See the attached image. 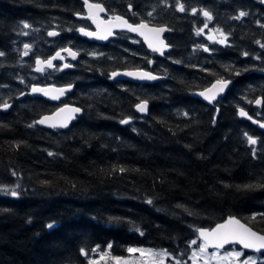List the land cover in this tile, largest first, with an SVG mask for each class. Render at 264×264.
Instances as JSON below:
<instances>
[{"label": "trees", "instance_id": "1", "mask_svg": "<svg viewBox=\"0 0 264 264\" xmlns=\"http://www.w3.org/2000/svg\"><path fill=\"white\" fill-rule=\"evenodd\" d=\"M91 1L108 13L123 14L130 4L143 10L148 23L171 29L164 57L145 53L144 68L166 79L111 80L113 69L138 64L125 63L122 50L78 35V28L90 27L76 17L84 13L80 0H0V103L11 105L0 110V185H19L20 192L0 193V264H87L92 248L105 251L109 243L111 256L127 257L128 247H144L167 249L184 260L195 229L229 216L264 234V218L250 219L264 214V188H237L264 184V131L239 116L242 108L264 122V76L254 72L264 70L260 1ZM200 9L211 12L210 24L228 35L226 44H213L209 52L194 49L206 44L193 32L203 20ZM240 11L247 15L236 21ZM49 30L59 34L49 37ZM25 44L31 45L26 56ZM66 46L80 58L73 70L46 69V84H73L64 102L83 113L68 129L42 128L36 119L59 104L25 92L45 84L44 73L34 71L36 59ZM217 79L231 81L224 97L207 105L193 95ZM258 97L262 104L255 106ZM141 100H148L147 115L135 111ZM128 117V124L120 123ZM244 133L257 143L249 145Z\"/></svg>", "mask_w": 264, "mask_h": 264}, {"label": "snow or ice", "instance_id": "2", "mask_svg": "<svg viewBox=\"0 0 264 264\" xmlns=\"http://www.w3.org/2000/svg\"><path fill=\"white\" fill-rule=\"evenodd\" d=\"M84 4L88 9L87 18L91 19L92 22L96 24L97 30L88 31L85 28H80L78 29V31L81 34L89 37H95L101 40H107L110 36L114 35L113 29H127L128 31L137 32L141 36H143L144 39L148 42V47L151 48L154 52H159L161 55H163L164 49L168 47V45H166L165 42L160 38L161 33L167 30L166 27H150L149 23L145 21H141L139 24L133 25L120 15H112L109 17V19L103 20L100 18V13L107 11V9H105L103 5L90 3L89 0H84ZM129 8H131L130 4ZM178 9L181 12L185 11L183 4H178ZM191 11L193 13H196L197 9L193 8ZM76 15H80V13H77ZM148 15L151 16L152 13H148ZM202 15L208 20L213 19L212 13L208 10H202ZM246 15L247 13L245 11H240L239 14L234 18L238 20ZM204 27L206 28L207 24H205ZM28 28H31V25L27 22H22V29ZM202 31L203 29H199L197 34ZM218 31H220V35L222 37L218 42L220 44H226L227 35L224 34L222 30ZM22 34L28 35L27 32H22ZM48 35L56 36L58 35V33L55 31H51L48 32ZM209 39H214V37L210 36ZM257 43H259V41H257ZM261 47H264V45H261ZM30 48L31 45H24L25 56L29 54ZM205 51H208V49L205 48ZM62 52H67V54L73 59H75L79 55L78 52L73 51L71 48L61 49L60 51H57L54 56L48 58L47 60H41L40 58H37L36 70L39 72H44L45 67H55V65L53 64L54 60H56L57 58L64 59V57L61 55ZM4 55L5 53L0 51V57ZM91 55L95 56L97 54L91 53ZM243 55L248 56L249 54L245 52L243 53ZM256 58L259 59V57ZM63 67H72V65L64 64ZM239 74V72H236V75ZM111 75L112 77H116L120 75V73L113 72ZM124 75L135 77L140 80H156L159 78L153 73L143 70L129 71L124 73ZM229 83H231V81L217 79L216 82L212 84L211 88L205 89L203 92H200L199 95L209 103H212L216 100L217 96L220 93H223L225 91ZM71 87L72 85H67L63 88L51 89L32 87L31 91L33 93H43L45 96H49L51 99L59 100L61 96H63L68 90L71 89ZM21 95H23V93H21ZM255 103L260 104L261 100L257 99ZM10 106L11 105L7 101L0 103V108L2 109H7ZM135 108L140 113L147 112L148 100H141L135 105ZM79 112H81L80 108L69 107L68 105H65L64 107L59 108L52 115L44 116L40 120L35 121L34 124H47L52 128H66L68 127L69 122L75 118V114ZM182 115L188 116V113L184 112L182 113ZM239 115L248 116V114L242 108L239 111ZM248 118L251 119V117ZM130 120L131 117H128L121 120L120 123L128 124ZM31 126L32 125H29V127ZM261 127H264V124H262ZM244 136L246 137L247 143L249 145H255L257 143L256 138L248 135V133H244ZM16 146L19 147V144H17ZM48 154L50 156L53 155V153L51 152H49ZM253 155L255 156V151H253ZM118 170L120 172L126 171V169L123 167H120ZM15 174L16 173H13V175ZM44 183L48 182L45 181ZM18 187L19 185L16 186V188ZM16 188H10L7 185H0V193L11 197H19L20 192H18ZM237 188L238 190H251L254 188H264V184L238 185ZM147 203L152 204V199H148ZM178 207L183 206L178 205ZM185 211L188 210L185 208ZM189 215H192V213L189 212ZM258 215L261 218H264V214H254L252 217H250V219L255 221ZM109 222L119 223L122 222V220L119 217H110ZM53 226V223L47 225L48 228H52ZM136 231L143 235V232L139 228H136ZM195 231L198 233L197 238L191 240L189 242V246L197 245L198 241L202 242L199 243L197 248L192 250L190 258L192 264H213V262H215V264H257V258L253 256H248L247 258L241 260V257L244 255L243 251H231L221 255L219 250L223 249L226 244L238 243L243 246V249H252L257 253H260L262 250H264V234L254 231L253 228L249 227L247 224L241 223V221L236 217L230 216L223 223L216 224L214 228H197L195 229ZM210 247L216 249V251L210 253L208 251ZM111 248V243L107 244L105 251H101L99 245L95 246L90 251L99 253V258H90L88 259L87 264H101V262H105L106 264L107 259H111L113 261V264H166L167 259L172 255L168 252L167 249L156 250L151 248L128 247L126 251L129 256L126 258L121 256H111ZM79 251L82 256L89 257V250L80 248ZM172 258L175 260V257ZM176 264H181V262L179 260H176ZM260 264H264V260H261Z\"/></svg>", "mask_w": 264, "mask_h": 264}, {"label": "water", "instance_id": "3", "mask_svg": "<svg viewBox=\"0 0 264 264\" xmlns=\"http://www.w3.org/2000/svg\"><path fill=\"white\" fill-rule=\"evenodd\" d=\"M80 1H81L82 4H83V9H84V12H85L84 15H83L84 18H85L86 20H88V21L90 22V24L92 25V27L94 28V29H88V28H85V29L88 30V31H96V30H97V29H96V24H94V23L92 22L91 19H88V18H87V12H88V9H87L86 5L84 4V0H80ZM89 2H90V3H95V4H101V5H103V4L100 3V2H93V1H91V0H89ZM261 4H262V6L264 7V0H261ZM103 6H104V5H103ZM104 8H105V7H104ZM105 9H106V8H105ZM106 13H107V11H106V12H103V13H100V18L103 19V20H107V19H109V18H104V15H106ZM81 16H82V15H76L77 18H80ZM120 16H121V15H120ZM124 18H125V17H124ZM125 19H126V18H125ZM126 20H127V19H126ZM128 22H129V21H128ZM145 22H146V21H145ZM129 23H130V22H129ZM131 24H132V23H131ZM138 24H139V23H138ZM133 25H136V24H133ZM149 26H150V27H157V28H158V27H166V29H167L165 32L161 33V35H160V38L165 42L166 45H168V47H166V48L164 49V53H163V55H161L159 52H154L151 48H149V47H148V42H147V41L144 39V37L141 36L139 33H137V32H131V31H128L127 29H119V28H117V29H113L114 35L110 36L107 40H101V39H97V38H95V37H89V36H86V35L81 34L79 31H78V35H79L81 38L87 39L88 41H92V42H96V43H105V42L108 41L110 38H115V37H116V34H115L116 31H126V32H129V33H131V34L137 36L139 39H141V41L144 43V45L146 46V48H147L148 51H150V52H152V53H156L158 57H164V55L167 54V53L171 50V46L167 43V41H166V39H165V34H167L168 32H170L171 29L168 28L167 26H164V25L154 26V25H150V24H149ZM51 31H55V30H50L49 32H51ZM55 32H57V33L59 34L58 31H55ZM50 37H54V36H50ZM65 48H71L73 51L78 52L77 50L73 49L72 47H70V46H66V47H63V48H60V49L56 50V51H55L52 55H50L48 58L54 56V55L56 54L57 51H60L61 49H65ZM78 53H79V52H78ZM61 55H62L63 57H66V59H67V61H66V62H63L62 66H61V68H62L63 70H72V69H74V63H76V62L78 61V59L80 58V53H79V55H78L75 59H73L71 56H69V55L67 54V52H62ZM48 58H46V59H41V60H47ZM61 60H63V59H59V58H57L56 60L53 61V64L55 65L56 62H59V61H61ZM64 64H70V65H72V67H67V68H66V67H63ZM55 66H56V65H55ZM45 68H46V69H54L55 67H53V68H47V67H45ZM35 70H36V62H35ZM137 70H143V71L151 72V73H153L154 75H156V76L159 77V78L156 79V80H140V79H137V78H135V77H131V76L124 75V73H126V72H129V71H137ZM36 71H37V70H36ZM37 72H39V71H37ZM113 72L120 73V75H118V76H116V77H112L111 74H112ZM113 72H111V73L109 74V77H110L111 80L128 81V82L137 83V84H152V83H154V82L163 81V80L166 79L165 76H162V75L156 74V73H154V72H152V71H150V70H147V69H122V70H115V71H113ZM254 72L257 73V74H260V75H263V76H264V70L256 69V70H254ZM228 81H230V80H228ZM215 82H216V80L213 81V82H212L209 86H207L206 88H204V89H200V90H196V91L193 93V95H194L196 98H198L199 100H201L203 103H205V104H207V105H212V104H213L214 102H216L218 99L224 97V95L226 94L228 88H229L230 85H231V83H229L228 86H227V88L225 89V91H224L223 93H220V94L217 96V98H216V100H215L214 102L209 103V102H208L207 100H205L202 96H200L199 93H200V92H203L205 89L211 88L212 84H214ZM70 85H72L71 89L68 90L63 96H61L59 100L51 99L49 96H45L43 93H33V92L31 91V88H32V87H39V88H47V89H51V88H63V87H66L67 85L58 86V85H54V84H46V85L34 84V85H32V86L30 87V89H29L27 92H25V94H27V95H29V96H32V97H40V98H43V99H45V100H47V101H50V102L60 103L61 101L65 100V98L67 97L68 94H71V93L73 92L74 85H73V84H70ZM19 97H22V95H20ZM257 99L261 100V103H260V104H256V103L254 102V104H255V106H260V105L262 104V98L258 97ZM257 99H256V100H257ZM256 100H255V101H256ZM65 105H68L69 107L80 108V107H78V106H76V105H73V104H70V103H65V104L60 105V106H59L58 108H56L53 112H51V113H49V114H45V115L40 116L38 119H36V121L40 120V119H41L42 117H44V116H50V115H52V114H53L54 112H56L59 108H62V107H64ZM7 109H8V108H7ZM7 109H2V108H0L1 111H5V110H7ZM80 109H81V108H80ZM148 109H149V104H148ZM243 110H244V109H243ZM135 111H136L139 115H147V114H148V111L145 112V113H140V112H138V111L136 110V108H135ZM239 111H240V110H239ZM244 111H245V110H244ZM245 112H246V111H245ZM82 113H83L82 109H81V112L76 113V114H75V118L72 119V120L69 122L68 127H66V128H60V127H58V128H60V129H62V130L68 129V128L72 125V123H74V122L77 121L78 117L81 116ZM246 113H247V112H246ZM247 114H248V113H247ZM239 116H240V115H239ZM240 117H241L242 119L251 120V122H252L253 124L259 126V128H260L261 130L264 131V127H261V125L264 124V122L259 121V120L255 119V118H252L249 114H248V116H240ZM248 117H251V119H249ZM36 125L39 126V127H42V128H46V129H56V128H52V127L48 126L47 124H38V123H36ZM229 217H230V216H229ZM232 217H233V216H232ZM227 218H228V217H227ZM227 218H226V219H227ZM226 219H225V220H226ZM237 219H238V218H237ZM225 220H224V221H225ZM239 220H240V219H239ZM224 221L219 222V223H223ZM240 221H241V220H240ZM219 223H217V224H219ZM241 223L246 224V223H244L243 221H241ZM215 225H216V224H215ZM215 225H213V226H211V227H200V228H208V229H211V228H214ZM247 225H248V224H247ZM248 226H249V225H248ZM249 227H250V226H249ZM251 228H252V227H251ZM253 230H254V229H253ZM254 231H256V230H254ZM257 232H258V231H257ZM259 233H260V232H259ZM261 234H262V233H261ZM197 235H198V233H197ZM230 245H237L239 248H241L242 250H244V251L247 252V253H257V252H255V251L252 250V249H243V246L240 245V244H238V243L226 244V245L224 246V248L227 247V246H230ZM209 249L212 250V249H214V248H211V247H210ZM260 253L264 254V250H262Z\"/></svg>", "mask_w": 264, "mask_h": 264}, {"label": "flooded vegetation", "instance_id": "4", "mask_svg": "<svg viewBox=\"0 0 264 264\" xmlns=\"http://www.w3.org/2000/svg\"><path fill=\"white\" fill-rule=\"evenodd\" d=\"M137 11L139 12L138 15H137ZM200 11H201V14H202V10L201 9H200ZM192 14H194V13L192 12ZM112 15H121V16L125 17L132 24H138L141 21H146V20L143 19L144 15H143V10L142 9L135 8V7H132V6H131V8H129V5L126 6L125 9H123V14L122 13H117V12L116 13H108L107 12L106 15H104V18H109ZM242 18H240L238 20L236 19V21L242 20ZM80 19L86 20L85 18H80ZM86 21L88 22V24L90 26V27H88V29H94L92 27V25L90 24V22L88 20H86ZM205 24H207L206 28L204 27ZM150 25L157 26L155 24H150ZM210 27H211V25H210L208 19L203 16V20L200 21V23L198 24V27L196 26L194 28L193 32L196 35H200L204 39V42L206 44L196 45L194 47L195 50H200V49H204L205 50V48L208 49V47L210 45H213V44H211L212 42L219 41L218 37L220 36V33H218L216 35L207 34V32L211 29ZM199 29H203V31L199 32V34H197ZM115 34H116L115 38H110L105 43H96V42L95 43L98 44V45H101V46L107 44V47L112 48V51H114V49H118L119 51L122 50L121 52L123 54V57L125 58V60H124L125 63L127 61L131 60V61L137 62L138 65L137 66H133V67H129V68L113 69L111 72H113L115 70H121V69H146V68H144V64L146 62L145 53L148 50H147L146 46L144 45V43L141 41V39H139L137 36H135V35H133V34H131L129 32H126V31H116ZM210 36L214 37V39H209ZM227 38H228V35H227ZM90 42H92V41H90ZM217 43H219V42H217ZM148 52H150V51H148ZM208 52H209V49H208ZM150 53L151 54H155L157 56L156 53H152V52H150ZM65 60H66V58L64 57L63 60L57 62L56 63V67L57 66L59 67V65L63 64V62ZM43 73L45 75V84L44 85H46V68H45V71Z\"/></svg>", "mask_w": 264, "mask_h": 264}, {"label": "rangeland", "instance_id": "5", "mask_svg": "<svg viewBox=\"0 0 264 264\" xmlns=\"http://www.w3.org/2000/svg\"><path fill=\"white\" fill-rule=\"evenodd\" d=\"M206 22V21H205ZM210 23V22H209ZM211 25V24H210ZM211 29L207 32V34H214V35H216V34H218V33H220V31H218L219 30V28H217V27H213L212 25H211V27H210ZM25 30H29V28L28 29H25ZM30 31V30H29ZM28 31V32H29ZM222 37H221V35L218 37V39H221ZM228 39V38H227ZM218 42V41H217ZM202 241H198L197 242V245H191V253H192V250L193 249H195V248H197L198 247V245H199V243H201ZM138 248H144V247H138ZM210 253L211 252H214V251H216V250H208ZM220 251V254L221 255H223L224 253H226V252H231V251H243V250H241V249H239V248H236L235 246H232V247H228V248H226V249H222V250H219ZM191 253H190V255H189V257L188 258H186V259H184V260H179V259H176L175 258V260L172 258V256H170L168 259H167V261H166V264H176V260H179L180 262H181V264H192V261H191ZM244 253V252H243ZM138 255V254H137ZM129 256V255H128ZM127 256V257H128ZM248 256H253V257H256L257 258V261H261V260H264V256H261L260 254H248V253H244V255L241 257V260H243V259H245V258H247ZM126 257V258H127ZM90 258H96V259H98L99 258V253H97V252H92V256L91 257H89L88 259H90ZM101 264H105V262H101ZM106 264H113V261L111 260V259H107V261H106ZM213 264H215V262H213Z\"/></svg>", "mask_w": 264, "mask_h": 264}, {"label": "bare ground", "instance_id": "6", "mask_svg": "<svg viewBox=\"0 0 264 264\" xmlns=\"http://www.w3.org/2000/svg\"><path fill=\"white\" fill-rule=\"evenodd\" d=\"M83 18V17H82Z\"/></svg>", "mask_w": 264, "mask_h": 264}]
</instances>
